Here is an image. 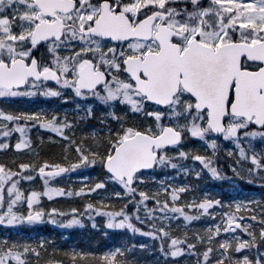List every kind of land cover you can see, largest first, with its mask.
<instances>
[{"label":"snow or ice","instance_id":"obj_1","mask_svg":"<svg viewBox=\"0 0 264 264\" xmlns=\"http://www.w3.org/2000/svg\"><path fill=\"white\" fill-rule=\"evenodd\" d=\"M36 97L71 107L22 106ZM33 130L62 156L42 157ZM67 174L88 182L54 185ZM205 176L233 195H210ZM56 196L82 203L43 206ZM57 217L151 243L62 258L17 234ZM0 226V264H140L137 249L264 264V0H0Z\"/></svg>","mask_w":264,"mask_h":264},{"label":"rangeland","instance_id":"obj_2","mask_svg":"<svg viewBox=\"0 0 264 264\" xmlns=\"http://www.w3.org/2000/svg\"><path fill=\"white\" fill-rule=\"evenodd\" d=\"M28 105V107L30 108H33V109H36V108H52V107H66V108H70V104H62L61 101L59 100H56L54 98L52 99H46V98H43V97H36V98H33L31 100L30 103H26ZM48 135H51L50 133H44L43 130H40L39 132L33 130L31 132V138L33 139V142H34V145L36 146V149L37 151L40 152L41 156L44 157V154L42 153V148L43 147H46L48 148V152L51 153V155L53 154V150L56 149L57 150H62V147L59 143H53L52 141H49L47 139ZM43 136V139H41V137ZM225 145H227L228 147H230L231 145H228L227 142H223L222 145H221V148H224ZM194 150L196 151H203L202 148H195ZM61 152V151H60ZM9 156L11 155V153L8 154ZM186 164H193V163H196L198 165L199 162H193L191 161L190 159L185 161ZM78 171H82L83 175L86 176V177H92V178H95L97 176V172L91 168L89 169H83V170H78ZM71 176L72 179L69 177ZM180 181H183L184 179H178ZM74 181H77L78 184H75L76 187L79 186L81 183H87L88 181H82L80 179H78L76 177L75 174H70L68 175L67 177L65 178H60V179H55L54 181V185H59V186H66L68 183H75ZM41 182L38 180L37 181V187H41ZM201 187V186H200ZM202 189L206 190L210 195H216L215 194V189L213 188H205V187H201ZM190 195V194H189ZM65 198L69 199L68 197H61V196H56V197H53L52 200H48L47 197L43 198L42 200V204L43 206L45 207H59V208H62V209H67V207H65ZM75 201H77V204H81L82 203V199L79 198V197H75ZM131 207V205L129 206ZM58 219V223L56 224H53V223H50L47 221V219H45L44 222H41V223H37L35 225H21L18 227L19 228H27V229H40L42 227H58L60 228V230L63 232V231H69L72 229H76V227H79V228H87L89 230L90 233L94 234L95 231H99L101 230V228H103L102 226V223H101V218L100 217H96V220L98 223L101 224V227L99 229H94L91 225V222L88 221L86 218L84 220V225L83 226H79V225H73L71 227H64V226H61L64 222V217H57ZM199 223L203 224L204 221H200ZM2 227V226H0ZM107 230H110V231H120V233L122 234L121 238L118 240V242H115L113 245H111L110 247H113L115 245H118L119 243H121L122 241L124 240H127L128 241V237H131V238H135V242L136 243H145V244H148V243H151V238L149 237H144V236H140V235H137L135 237L132 236L131 233L129 232H124L123 230H113V229H107ZM125 235L127 236V238L125 237ZM46 238L48 240H51L50 237L48 236H44V235H39L37 237H35L34 235L29 237L31 239H37V238ZM79 245V246H78ZM109 247V248H110ZM73 248H76V249H86V250H95V249H91V245H89V243L87 242L86 239L83 240V243L80 245L78 243H74L73 244V247H71V250ZM96 249L98 250L99 248L96 247ZM105 250V249H104ZM151 254V251H146V250H140V249H137V251L135 252V256L139 259L140 261V264H155L156 261H153V260H150L149 258H147L149 255Z\"/></svg>","mask_w":264,"mask_h":264},{"label":"trees","instance_id":"obj_3","mask_svg":"<svg viewBox=\"0 0 264 264\" xmlns=\"http://www.w3.org/2000/svg\"><path fill=\"white\" fill-rule=\"evenodd\" d=\"M23 106V105H22ZM25 106V105H24ZM28 107V106H25ZM61 151V152H60ZM53 154L51 155L50 152H48V148L43 147L42 148V153L44 154V157H48L51 159H57L60 158L62 156V150H57L54 149ZM220 154H221V159L219 161V163L226 165L227 160H226V154L224 153V149L220 150ZM226 171H228V174L231 175V172L229 169L225 168ZM159 175H163V173H159ZM179 178L184 179V176L181 175ZM189 182H196L194 177H189ZM75 183H68L66 186H72V187H76L75 184H78L77 181H74ZM199 184H203L204 187H206L207 185H212L214 188H217V190L219 191L220 195L222 197H228L233 195L230 191V185L226 182V181H222V180H212L209 177L205 176L204 179L199 181ZM79 187V186H77ZM65 207H70V206H80L79 204H77V201H75V197H71L69 199L65 198ZM24 232V229H18V235H22V233ZM105 230H100L99 232H97L96 237L92 238V236H90V234H88L86 232V230L81 231L79 229H74L72 231H70V233L68 234L66 241L62 242L59 241V236H58V231L57 229H51L50 231L48 229L42 230V234H48L52 237V239L55 240V243L58 244L61 247V252L59 255H61L62 258L63 257V252L65 251H69L70 247L73 243V239L79 235H83L82 237L78 238V243L81 244V240L84 238V236H88L91 238L92 241V245L93 246H98V250H104L106 248H109L111 245L114 244V242H117L119 240V238L122 236V234L120 232H113V231H109L107 230L108 235L104 234ZM27 234H33V230H29ZM58 241V242H56ZM133 242V239L130 241ZM94 249V248H93ZM97 250V249H95ZM150 260L156 261L157 259L160 260V264H164V259L163 257H159L157 252H151V254L147 257ZM66 259V258H65Z\"/></svg>","mask_w":264,"mask_h":264}]
</instances>
